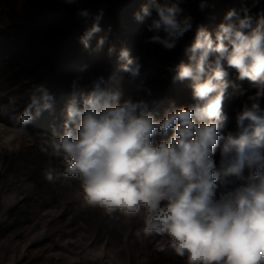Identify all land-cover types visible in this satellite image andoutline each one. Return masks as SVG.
I'll return each instance as SVG.
<instances>
[{"label":"clouds","instance_id":"obj_1","mask_svg":"<svg viewBox=\"0 0 264 264\" xmlns=\"http://www.w3.org/2000/svg\"><path fill=\"white\" fill-rule=\"evenodd\" d=\"M75 6L85 30L79 43L93 52L105 46L117 53L108 31L100 33L104 9L96 13L81 7L83 0H57ZM252 6L230 8L214 30L195 24V36L186 46L187 62L167 66L174 82L188 81L193 103L171 101L161 118L152 108V90L138 85L146 97L121 99L119 90L106 89L101 75L84 89L82 77L70 85V97L61 110L62 124L41 147L58 159L45 179L74 177L86 207L109 217L143 214L137 237H166L157 251L186 258V264H264V10ZM184 0H145L134 19L154 34L146 43L174 50L194 18L181 6ZM206 0H200L203 11ZM86 67V66H85ZM143 65L126 46L117 53V71L127 83L139 77ZM83 70V69H82ZM235 71V81L230 79ZM248 81L255 92L235 110V129L223 104L231 86L244 95ZM55 96L44 85L29 90L28 103L18 117L21 130L43 112L54 111ZM218 154V155H217Z\"/></svg>","mask_w":264,"mask_h":264},{"label":"rangeland","instance_id":"obj_2","mask_svg":"<svg viewBox=\"0 0 264 264\" xmlns=\"http://www.w3.org/2000/svg\"><path fill=\"white\" fill-rule=\"evenodd\" d=\"M145 0H83L81 7L96 13L103 8L100 33L91 46L109 29L110 44L118 50L130 49L143 65L139 77L127 83L117 71V53L109 55L86 50L78 40L85 30L75 6H62L57 0H0V264H186V258L157 251L166 237H137L143 214L126 218L109 217L101 209L82 203L79 182L60 176L55 182L45 179V171H62L60 161L41 151L55 126L62 124L61 110L70 97V85L82 77L84 89L103 76L106 89L119 90L121 99L149 98L137 86L152 90L157 100L152 111L161 118L171 101L177 106L193 103L188 81L174 82L167 66L187 62L186 46L195 36V24L214 30L230 8L251 7L252 0H184L185 13L194 18L193 30L177 47L167 51L156 43H146L154 34L134 19ZM264 10V0L252 7L255 14ZM86 66V67H85ZM83 69V70H82ZM235 71L230 79L235 81ZM44 84L55 96L54 111H45L21 130L18 117L28 103L29 90ZM244 95L229 87L223 104L229 116L228 129H235V110L247 95L255 92L242 83ZM264 107V101H262ZM218 155V154H217Z\"/></svg>","mask_w":264,"mask_h":264}]
</instances>
